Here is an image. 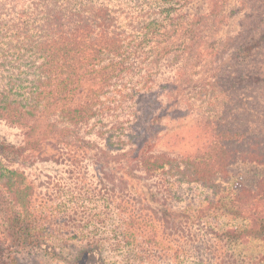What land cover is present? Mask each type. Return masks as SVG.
Wrapping results in <instances>:
<instances>
[{
    "label": "trees",
    "instance_id": "1",
    "mask_svg": "<svg viewBox=\"0 0 264 264\" xmlns=\"http://www.w3.org/2000/svg\"><path fill=\"white\" fill-rule=\"evenodd\" d=\"M194 2L0 0V264H250L264 0Z\"/></svg>",
    "mask_w": 264,
    "mask_h": 264
},
{
    "label": "rangeland",
    "instance_id": "2",
    "mask_svg": "<svg viewBox=\"0 0 264 264\" xmlns=\"http://www.w3.org/2000/svg\"><path fill=\"white\" fill-rule=\"evenodd\" d=\"M204 5V0H195L190 12L196 13ZM21 139V132L19 129L9 127L3 123L0 124V145L2 144H17ZM67 168L66 167H55L50 164L38 166V170L33 171L36 178L40 179V183L45 187L56 186L60 184L68 185L69 180L67 179ZM255 173V171H251ZM56 189V188H55ZM236 255L243 261L249 262L250 264H264V235H260L256 239L252 240L248 245L244 247L234 248ZM29 259L25 258L20 261V264H28ZM256 261L257 263H254ZM42 264H57L52 261H45ZM85 264H105L104 256L101 254L99 249H93L91 254L87 257Z\"/></svg>",
    "mask_w": 264,
    "mask_h": 264
}]
</instances>
